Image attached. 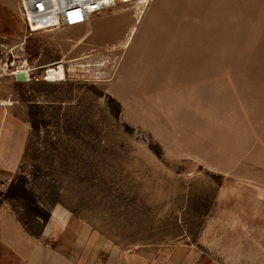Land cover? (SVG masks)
<instances>
[{
  "label": "rangeland",
  "instance_id": "1",
  "mask_svg": "<svg viewBox=\"0 0 264 264\" xmlns=\"http://www.w3.org/2000/svg\"><path fill=\"white\" fill-rule=\"evenodd\" d=\"M89 21L0 0V264H264V0Z\"/></svg>",
  "mask_w": 264,
  "mask_h": 264
},
{
  "label": "built area",
  "instance_id": "2",
  "mask_svg": "<svg viewBox=\"0 0 264 264\" xmlns=\"http://www.w3.org/2000/svg\"><path fill=\"white\" fill-rule=\"evenodd\" d=\"M151 0H19L20 12L30 31L76 26L119 6L144 7ZM45 77L43 75L42 79Z\"/></svg>",
  "mask_w": 264,
  "mask_h": 264
},
{
  "label": "bare ground",
  "instance_id": "3",
  "mask_svg": "<svg viewBox=\"0 0 264 264\" xmlns=\"http://www.w3.org/2000/svg\"><path fill=\"white\" fill-rule=\"evenodd\" d=\"M140 17H141V14H139V12H138L136 14V16H135V23L139 22ZM135 23H133L130 26L129 31H128V34L126 35L125 39L123 40L121 46H126L127 43H128V41H129V39L131 38L132 34L135 32V30H136V24ZM89 34H90V31L87 30L86 32H84L83 34H81L82 36L76 42L80 43ZM64 58H65V56H64ZM22 69H19L18 68L16 70L11 71V73H17V72H19ZM44 75H45V77L43 78V80H45V81L61 80V79H63L65 77V70L63 68V65L58 62V63H56V65H49L47 67V70H45Z\"/></svg>",
  "mask_w": 264,
  "mask_h": 264
},
{
  "label": "water",
  "instance_id": "4",
  "mask_svg": "<svg viewBox=\"0 0 264 264\" xmlns=\"http://www.w3.org/2000/svg\"><path fill=\"white\" fill-rule=\"evenodd\" d=\"M15 76L18 79H27L26 78V72H24V71H19V72L15 73Z\"/></svg>",
  "mask_w": 264,
  "mask_h": 264
}]
</instances>
